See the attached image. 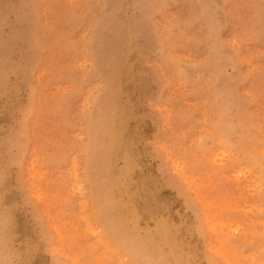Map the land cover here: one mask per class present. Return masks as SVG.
Instances as JSON below:
<instances>
[{"label":"rangeland","instance_id":"obj_1","mask_svg":"<svg viewBox=\"0 0 264 264\" xmlns=\"http://www.w3.org/2000/svg\"><path fill=\"white\" fill-rule=\"evenodd\" d=\"M261 232L264 0H0V264H264Z\"/></svg>","mask_w":264,"mask_h":264},{"label":"bare ground","instance_id":"obj_2","mask_svg":"<svg viewBox=\"0 0 264 264\" xmlns=\"http://www.w3.org/2000/svg\"><path fill=\"white\" fill-rule=\"evenodd\" d=\"M163 8V7H162ZM167 10V9H166ZM45 18V17H44ZM179 41V40H178ZM188 50V49H187ZM189 53V52H188ZM56 60V59H55ZM162 71V70H161ZM162 74V73H161ZM233 84V83H232ZM254 86V85H253ZM178 87V86H177ZM86 92V91H85ZM88 94V93H87ZM87 101V100H86ZM205 105V104H204ZM194 107V106H193ZM258 107H259V105H258ZM260 109V108H259ZM81 111V110H80ZM205 113V112H204ZM91 114V113H90ZM159 114H161V113H159ZM174 114V113H173ZM198 116V115H197ZM166 118V117H165ZM247 118V117H246ZM250 118V117H249ZM252 118V117H251ZM246 122V121H245ZM172 126V125H171ZM254 126V125H253ZM200 127V126H199ZM244 127V126H243ZM195 129V128H194ZM172 131V130H171ZM207 131V130H206ZM183 132V131H182ZM176 135V134H175ZM207 135V134H206ZM235 139V138H234ZM235 142V141H234ZM232 143V142H231ZM232 149V148H231ZM261 150V149H260ZM231 152V151H230ZM67 153V152H66ZM185 153V152H184ZM228 153V152H227ZM255 154V153H254ZM185 156V155H184ZM174 157V156H173ZM255 157V156H254ZM260 157V156H259ZM261 158V157H260ZM233 159V158H232ZM262 160V159H261ZM20 161V160H19ZM238 162V161H237ZM258 163V162H257ZM197 164V163H196ZM239 166V165H238ZM241 166V165H240ZM72 167V166H71ZM74 167V166H73ZM176 167V166H175ZM194 167V166H193ZM237 167V166H236ZM245 168V167H244ZM262 168V167H261ZM229 169V168H228ZM236 169V168H235ZM247 170V169H246ZM260 170V169H259ZM30 172V171H29ZM177 172V171H176ZM235 173V172H234ZM58 174V173H57ZM185 174V173H184ZM259 176V175H258ZM239 179V178H238ZM76 180V179H75ZM207 180V179H206ZM225 180V179H224ZM211 181V180H210ZM61 184V183H60ZM191 184V183H190ZM196 184V183H195ZM208 184V183H207ZM245 184V183H244ZM31 185V184H30ZM74 185V184H73ZM72 185V186H73ZM243 186V185H242ZM208 189H209V187H208ZM67 190V189H66ZM90 190V189H89ZM237 190V189H236ZM37 192V191H36ZM27 194V193H26ZM185 195H186V193H184ZM25 195V194H24ZM37 195V194H36ZM228 195V194H227ZM232 195H234L233 193H232ZM60 196V195H59ZM195 196V195H194ZM261 196V195H260ZM202 200V199H201ZM207 200V199H206ZM61 201V200H60ZM229 201V200H228ZM256 201V200H255ZM190 202V201H189ZM243 202V201H242ZM50 203V202H49ZM226 203V202H225ZM261 203V202H260ZM56 204V203H55ZM83 204V203H82ZM194 204V203H193ZM226 205H227V203H226ZM205 206V205H204ZM194 208V207H193ZM241 209V208H240ZM263 209V208H262ZM220 211V210H219ZM62 212V211H61ZM38 213V212H37ZM262 213V212H261ZM243 214V213H242ZM80 215H81V213H80ZM254 217V216H253ZM46 219V218H45ZM92 219V218H91ZM211 219V218H210ZM209 219V220H210ZM241 220V219H240ZM64 222V221H63ZM72 222V221H71ZM199 222V221H198ZM242 222V221H241ZM261 222V221H260ZM95 223V222H94ZM100 223V222H99ZM54 225V224H53ZM70 225V224H69ZM75 227V226H74ZM231 227V226H230ZM77 228V227H76ZM82 228V227H81ZM211 229V228H210ZM263 229V228H262ZM251 230V229H250ZM98 231V230H97ZM248 231V230H247ZM232 232V231H231ZM230 232V233H231ZM251 232V231H250ZM57 233V232H56ZM95 233V232H94ZM225 233V232H224ZM262 233V232H261ZM264 233V232H263ZM262 233V234H263ZM49 234V233H48ZM228 234V233H227ZM261 234V235H262ZM96 236V235H95ZM217 236V235H216ZM225 236V235H224ZM242 237V236H241ZM49 238V237H48ZM106 239V238H105ZM231 239H232V237H231ZM221 240V239H220ZM223 240V239H222ZM221 240V241H222ZM244 240V239H243ZM235 241V240H234ZM252 241V240H251ZM107 243V242H106ZM225 243H226V241H225ZM231 244V243H230ZM243 245V244H242ZM57 246V245H56ZM55 246V247H56ZM235 246V245H234ZM212 247H213V245H212ZM217 247V246H216ZM111 249V248H110ZM208 249V248H207ZM223 249V248H222ZM214 250V249H213ZM224 251V250H223ZM254 251V250H253ZM262 251V250H261ZM52 252V251H51ZM236 252V251H235ZM248 253V252H247ZM218 255V254H217ZM226 255V254H225ZM234 255V254H233ZM241 255V254H240ZM104 256H106V255H104ZM237 256V255H236ZM237 259V258H236ZM228 260V259H227ZM255 260V259H254ZM119 261H121V259L119 260ZM256 263V262H255Z\"/></svg>","mask_w":264,"mask_h":264}]
</instances>
